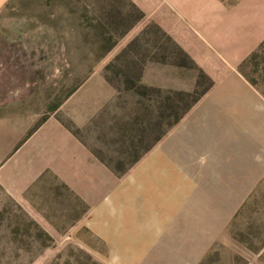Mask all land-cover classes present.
<instances>
[{"label":"rangeland","instance_id":"374dc122","mask_svg":"<svg viewBox=\"0 0 264 264\" xmlns=\"http://www.w3.org/2000/svg\"><path fill=\"white\" fill-rule=\"evenodd\" d=\"M218 2L247 10L241 19L264 17V0ZM207 48L168 0H11L4 7L0 264H136L118 260L90 231L92 206L45 165L78 142L97 168L123 179L169 129L173 93L200 94L230 67ZM245 59L254 84L240 73L261 98L234 106L231 137L253 148L247 171L254 181L230 188L253 189L229 223L231 245L216 243L198 264H264V38ZM95 177L92 192L103 188L102 175Z\"/></svg>","mask_w":264,"mask_h":264},{"label":"crops","instance_id":"0c3cea01","mask_svg":"<svg viewBox=\"0 0 264 264\" xmlns=\"http://www.w3.org/2000/svg\"><path fill=\"white\" fill-rule=\"evenodd\" d=\"M10 1L0 0V12ZM168 2L216 60L219 55L230 66L219 82L117 182L107 167H96L94 157L78 142L65 155L55 151L54 162L45 165L92 206L86 219L90 231L118 260L136 264H198L216 243H230L229 223L240 199L253 189L230 186L254 181L253 172L247 171L254 150L247 140L232 143L237 129L231 119L240 111L234 106L247 108L261 98L238 66L264 38V17L258 22L241 19L247 10L232 11L218 0ZM73 151L80 162L75 163ZM75 165L80 172L75 173ZM239 166L244 167L242 173ZM96 173L102 175L103 188L92 192Z\"/></svg>","mask_w":264,"mask_h":264},{"label":"trees","instance_id":"16d2710c","mask_svg":"<svg viewBox=\"0 0 264 264\" xmlns=\"http://www.w3.org/2000/svg\"><path fill=\"white\" fill-rule=\"evenodd\" d=\"M245 59L244 61H246ZM244 61L240 64L239 66V71L244 74V76L251 82L253 83V80L244 72L242 65ZM254 84V83H253ZM214 87V85H211L207 90L200 94H195L193 92H187V91H176L173 94L176 95V100L172 106L171 111V121L169 123V129L166 130L164 133L161 134L160 137H158L157 141L155 144L160 142L167 134L168 132L174 128L176 125H178L200 102L201 100L205 97V95ZM189 97L188 98H186ZM191 97V98H190Z\"/></svg>","mask_w":264,"mask_h":264}]
</instances>
